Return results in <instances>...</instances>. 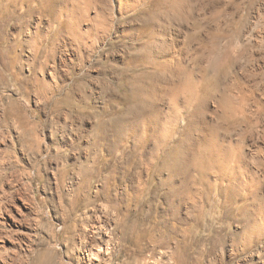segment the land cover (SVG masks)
I'll list each match as a JSON object with an SVG mask.
<instances>
[{
	"label": "rangeland",
	"instance_id": "rangeland-1",
	"mask_svg": "<svg viewBox=\"0 0 264 264\" xmlns=\"http://www.w3.org/2000/svg\"><path fill=\"white\" fill-rule=\"evenodd\" d=\"M5 2L6 7L0 6L4 39L0 46L11 47L13 55L8 52L0 55V264H140L142 258L153 264L161 251L169 253L170 246L157 245L155 238L146 243L144 251H139L132 241L125 242L114 230L119 239L112 240L108 253L88 256L83 246L95 224V218L90 216L92 207L81 202L75 206V219L70 218L71 186L77 180V163L84 165L94 155L118 160L122 156L120 149L116 146L114 150L110 143L118 137L113 131L117 126H113L114 122H134L137 111L144 109L127 108L123 96L130 88L123 80L122 70L127 58L137 51L136 42L141 40L136 35L150 20L145 13L150 6L148 0L122 10L115 0ZM197 2L196 19L183 26H199L200 34L180 33L179 55L193 56L209 39V29L216 27L228 34L233 32L225 40L243 41V50L237 43L240 47L233 66L228 68L229 73L227 68L219 73L214 96L203 94L205 97L198 99L202 101L198 110L205 116V122H194V127L207 131L213 127L212 143L223 142L229 148L227 169L234 170L236 177L232 175V184L231 176L227 175L224 184L227 199H224L220 186L205 189L192 178L193 167L183 166L184 183L177 198L181 208L180 239L184 243L185 239H192L185 250V264H264V228L261 231L257 226L251 236L238 233L237 223L231 221L247 217L264 221V0ZM250 24L253 31L245 39L246 26ZM228 27L235 29L231 31ZM148 81L143 77L139 84L143 83L142 87L151 92L153 85ZM226 84L230 86L226 88ZM240 87L246 96L242 99L244 103L238 100L240 108L237 101V107L243 111L234 106L235 119H224L225 122L217 114L220 106L214 104L224 92L239 95ZM187 139L191 141L192 134ZM183 143L187 145L186 141ZM132 144L128 140L125 147L134 151ZM149 145L152 147L151 142ZM142 154L149 155L146 150ZM186 158L189 161L187 155ZM129 175L130 180L124 181L126 184L120 182L116 188L121 193V205H125L123 198L130 194L133 215L142 208L151 213L162 201L160 191L153 190L156 178L150 174L142 192L135 180L136 173ZM208 175L212 183L217 181L216 171ZM97 179L98 176L91 178L90 198L96 199L100 189L101 176ZM141 192L146 199L143 205L132 196ZM12 218L20 219L25 227L19 229ZM148 225L155 232V223L150 218ZM163 261L167 263L166 259Z\"/></svg>",
	"mask_w": 264,
	"mask_h": 264
},
{
	"label": "bare ground",
	"instance_id": "bare-ground-1",
	"mask_svg": "<svg viewBox=\"0 0 264 264\" xmlns=\"http://www.w3.org/2000/svg\"><path fill=\"white\" fill-rule=\"evenodd\" d=\"M115 1H117L120 10H122L123 7L130 6L131 4H134V6L137 4L139 5L141 1L146 0ZM148 3L150 6L148 8L146 7L147 9L145 13L148 15V20L150 19L152 22L149 23V20L147 26L143 27L139 34L137 31L138 35L135 34L136 38L141 41L136 42L137 51H133V53L131 52L132 54L127 58L128 62L122 70L123 80L130 88V92L123 96V99L127 102V108L135 109L137 107H143L144 109L142 110V108H140L141 110L137 111L138 113H136L134 122L126 124H124L125 122L122 124L114 122L115 124H113V126H117L113 131L116 132L115 134L118 137L110 140V143L112 142V148L114 150L116 149V146L120 149V155L122 156H120L118 160L110 161V159H104L100 155L97 158L94 155L93 158H90V160L88 159L84 165H82L81 162L77 163L78 167L75 174L77 180L74 181V184L71 186L73 189L71 190L72 209L70 212V218L75 219V206L79 205L81 202L84 205L92 207V213L90 216L95 218V224L90 230V233L86 236L85 245L83 246H86L85 250L87 251L88 256L97 257L102 253H108L110 248L109 244L112 240L116 242L119 239V236L116 237L114 235V230H116V232H119V235L123 236L125 242L128 240L132 241L139 251H144L145 247H147L146 243L155 241V238L158 241L157 245L162 247L170 246L169 253H167V250L161 251L160 256L153 261V264H163L162 262H165L163 259H166L167 261L165 264H185V250L191 244L192 239H185L186 243L180 239L182 236L180 234L181 208L177 198L180 195L181 187L184 183V180H181L183 166L186 167L189 165L193 167L194 177L192 178H195V181L204 186L205 189H209V187L216 189V186H220V192L224 199H227V191L224 187V184H227V175L231 176L230 182L232 184L234 183V177H236V173L233 172L234 170L227 169V150L229 148L224 147L223 142L217 144L212 143V137L215 134L213 127L208 131L194 127V122H205V116L203 114L204 117L201 116L198 110V103L200 101H198V99L205 97L203 94L210 95L217 91L216 88L218 87L217 80L219 73L225 72V68L228 69L233 66V60L238 47L241 46L240 50H243V41L228 43L227 40L229 38L225 40L228 33L220 31L221 27L212 28L211 30L208 28L210 37L206 42L204 41L205 45L203 48L200 47L202 49L196 51L193 56L190 55L191 57L186 58L183 55H179L181 48L179 45L181 37L180 33L185 31L184 34H200V28L197 30V27L199 26L190 28L189 25L191 24L183 26L186 23L188 24L189 21L196 19L194 11L198 5L197 0H148ZM6 5L7 2H5V0H3V4L0 3V6L2 7H6ZM253 9L255 8L253 7ZM13 19L16 18L13 17ZM1 26L2 24L0 23V45L1 42L4 41L3 35H1V31H3ZM230 28L231 31L235 29H232V27ZM246 28L245 39L248 35H251V31H253L251 24L246 26ZM230 33L228 34L229 36ZM233 35L230 37L231 40L232 37L235 36ZM237 43L240 44V46L237 45ZM11 50V47L1 48L0 46V55L5 52L13 55ZM136 70H138V72H136ZM227 72H230L229 69ZM143 77L150 79V82H148L150 85H153L151 87V92H148L146 88L142 87L143 83L139 84ZM159 77L162 79H159ZM227 84L225 86L226 88L230 86H227ZM138 85L142 87H140L141 90H137ZM150 85L148 87H150ZM240 88L237 90V93L240 92L239 95H233L227 92L222 94V92H220L222 95L219 94L220 96L217 97V104L215 103L214 106H220V108L218 107L219 109L217 108L219 111L217 114L223 119V121H225L224 119L228 121L235 119V115L232 111L234 109L233 107H237V101L239 99H241V102L243 101L242 99H245L242 87ZM160 97L163 98V101ZM159 99L162 101L161 106L159 105L160 103H157ZM201 102L202 101H200V103ZM209 102L205 103L209 106ZM239 103L240 102L238 101V104ZM239 106L241 107L242 105L239 104L238 107ZM241 110L239 111L241 112ZM237 112L234 113L237 115ZM131 118L133 119V117ZM215 123L216 125L218 124L217 122ZM219 124H222V122ZM88 132H91V130H88ZM190 133L192 134L191 141L187 139V136L191 135ZM175 136L177 138L173 139ZM128 140L132 141L134 151H130L125 147ZM183 141H186L187 145H184ZM150 142L152 143V147L149 145ZM92 146L97 147L98 144ZM108 146L109 145L106 147ZM145 150L149 155L142 154ZM132 152L135 153L131 154ZM186 155L189 157V161H187ZM232 163L234 164V162ZM213 170L217 172L218 179L212 183V179L211 181L208 179V174ZM133 171L137 175L135 180L138 181V185L142 192L147 188L149 175L152 174L153 178H156L153 190L157 189L160 191L162 201L158 207H156V205L153 208L151 213L142 208L139 210L138 214L133 215L130 210V194H127V198H123L126 200L124 206L120 203L121 193L116 191L117 185H119L120 182L126 184V182L130 180L129 172ZM184 173L186 172L184 171ZM188 175H190V173ZM96 176H98V179L101 176V182L99 184L100 189L98 190L95 199L90 198L91 195L89 194V191L92 185L91 178ZM60 177H62V175ZM143 177L145 178L144 180H142ZM187 190V192H189L190 189ZM82 191H84V193H81ZM96 191L97 190H95V192ZM142 192L132 195L135 202L138 203V201H141V205L146 201ZM23 203L24 206L28 208V205L25 202ZM17 210L18 212H21L20 209ZM134 217H137V219H134ZM149 218L155 223V232H153L154 230L148 225ZM199 219L202 221L204 220L202 217ZM220 219L221 218H218V220ZM200 220L199 222H201ZM11 221L15 226L17 225L19 229L25 227V224L22 223L20 219L12 218ZM222 221L227 223V220L225 219ZM231 221L237 223V227L239 228L238 233L246 232L251 235L257 226L261 228V231L264 228V221H255L252 217H247L245 220L241 218H231ZM156 235H158V237H156ZM140 264H148V260L142 258Z\"/></svg>",
	"mask_w": 264,
	"mask_h": 264
}]
</instances>
